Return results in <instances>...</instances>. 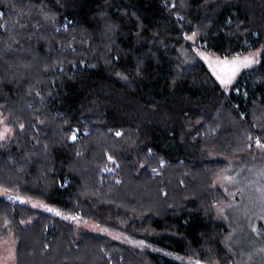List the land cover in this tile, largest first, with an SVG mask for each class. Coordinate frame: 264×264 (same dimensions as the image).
Returning <instances> with one entry per match:
<instances>
[{"label":"trees","instance_id":"1","mask_svg":"<svg viewBox=\"0 0 264 264\" xmlns=\"http://www.w3.org/2000/svg\"><path fill=\"white\" fill-rule=\"evenodd\" d=\"M190 35L260 62L224 92ZM1 117L0 188L59 213L0 197L16 264H230L213 179L264 143V0H0Z\"/></svg>","mask_w":264,"mask_h":264},{"label":"rangeland","instance_id":"2","mask_svg":"<svg viewBox=\"0 0 264 264\" xmlns=\"http://www.w3.org/2000/svg\"><path fill=\"white\" fill-rule=\"evenodd\" d=\"M185 41L189 45L179 48L184 63L192 65L196 59L199 60L224 92H228L239 74L258 66L263 51L260 48L246 54L221 57L206 51L203 45L197 44L195 35L187 36ZM248 57H251L254 62L244 66L243 62ZM225 59L229 62L228 68L222 63ZM234 60L241 62L239 70L231 78L229 84H221L213 68H216L217 72L222 75L225 73L231 75L230 66ZM10 136L8 121L1 117L0 139L7 140ZM257 141L259 140L253 139L250 151L246 155L229 159L226 169L213 179L214 188L219 189L224 195V201L215 205L214 212L217 222L228 229L222 244L226 252L230 254V264H264V143L259 141L258 144ZM0 197L9 198L11 201H18L30 208L57 215L55 210L49 211V208L43 204L23 197H13L1 188ZM64 219L74 224L77 229L108 237L128 247L136 248L137 246L122 232L91 221L80 222L77 218L68 217ZM15 239L14 235L9 233L5 240L0 241V264H16L17 241ZM172 257L175 262L182 264H197L198 262L178 255Z\"/></svg>","mask_w":264,"mask_h":264},{"label":"snow or ice","instance_id":"3","mask_svg":"<svg viewBox=\"0 0 264 264\" xmlns=\"http://www.w3.org/2000/svg\"><path fill=\"white\" fill-rule=\"evenodd\" d=\"M189 39H191V37H189ZM253 62H254V60L251 57H248L243 62V65L247 66L248 64H251ZM218 63H220V62H218ZM222 63L225 65L226 68L229 67V62L226 59ZM240 66H241V62L236 61V60L232 61L231 62V66H230L231 75H227V73L222 75L219 72H217L216 68H213V71L216 72L217 79L220 80L221 84L227 85V84H229L231 82V78L235 76V73L239 70ZM210 67H212V65H210ZM20 127L23 128L24 125L21 124ZM117 135H120V133H117ZM72 139H75V135H73ZM257 143L259 144V141H257ZM109 159H111V157H109ZM48 210L49 211H53V209H50V208ZM57 214L59 215L58 212H57ZM197 264H199V262H197Z\"/></svg>","mask_w":264,"mask_h":264}]
</instances>
